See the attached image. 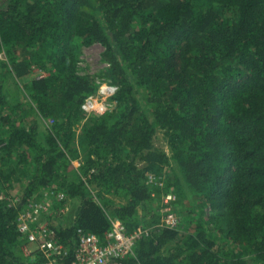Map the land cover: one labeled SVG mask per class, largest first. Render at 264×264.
<instances>
[{"label":"trees","instance_id":"obj_1","mask_svg":"<svg viewBox=\"0 0 264 264\" xmlns=\"http://www.w3.org/2000/svg\"><path fill=\"white\" fill-rule=\"evenodd\" d=\"M96 43L108 66L82 74ZM2 52L0 75L24 86L10 96L0 77V264H44L39 250L25 254L18 216L47 193L56 210L78 202L72 225L56 229L70 249L62 264L78 228L103 238L110 217L129 231L154 223L148 205L171 165L175 203L198 201L121 263L264 264V0H0ZM97 77L120 86L116 106L86 118Z\"/></svg>","mask_w":264,"mask_h":264},{"label":"built area","instance_id":"obj_2","mask_svg":"<svg viewBox=\"0 0 264 264\" xmlns=\"http://www.w3.org/2000/svg\"><path fill=\"white\" fill-rule=\"evenodd\" d=\"M106 65L108 64L106 63ZM98 83L99 88L96 93L88 95L81 105L86 118L105 114L116 106L114 97L120 90V86L108 80L98 81ZM154 180V176L150 175V181ZM50 194L55 195L53 192ZM55 196L61 199L64 194L58 193ZM162 198L163 207L160 211V219L151 228L139 226L136 230L129 231L122 220L112 217H110L111 227L103 238L78 228L76 245L69 264H122L121 260L134 255L138 241L144 235H149L152 228L157 230L160 228H178L181 217L174 210V204L177 200L176 194L168 192ZM12 203L14 204L15 200ZM53 208V201L49 199L47 193L45 200L27 204L18 216L20 230L27 237L24 246L25 254L33 253L32 246H35V250H39L44 256V264H62V259L70 256V249L57 239L55 228L50 227L45 222L35 225L42 214L49 213Z\"/></svg>","mask_w":264,"mask_h":264},{"label":"rangeland","instance_id":"obj_3","mask_svg":"<svg viewBox=\"0 0 264 264\" xmlns=\"http://www.w3.org/2000/svg\"><path fill=\"white\" fill-rule=\"evenodd\" d=\"M104 50V47L99 44H93L91 46L88 47H84L83 48V53L81 56V62L79 63V70L82 74H91V75H98L99 71L103 68H106L108 65H106L105 62L102 61V52ZM0 60L1 61H8V57L6 56V54H4V52L0 53ZM43 72H39L38 70H35L33 74H31V76H29L30 78H35V77H39L41 75H43ZM1 79L3 80V85L5 90L7 91V93L12 96V95H16L17 98L22 99V94L21 91H23V86H24V82L20 79H16L13 73H5L4 75H0ZM28 80V79H27ZM24 80V81H27ZM98 81H103L105 79H102L100 77H97ZM37 118V117H35ZM39 124V131H40V139H42L44 136L43 134L46 133L47 127L49 126L50 122L46 121L44 119H40L38 121ZM80 126L78 127L77 130H79ZM155 143L158 146H162L163 148H165L167 150L168 153H170L168 144H167V140L163 134V132H159L158 136L155 140ZM83 161V157L77 158L73 160V163L78 167L82 164ZM175 178H182L179 170L177 167H174L171 165V167L166 168L163 171V174L161 175L159 179V186L161 188H163L162 190V195L160 197L157 196V192H154V198L151 200V202L149 203V207H148V212H147V216H148V222L154 221V223H152L153 225L156 224L157 222H155V218L159 216L161 208L162 206V202H163V198L162 196L168 192H173L174 194L177 195L176 191H175V186L174 185H170V181L172 182ZM20 190H21V186L20 185H16V187H14L11 192H10V196H19L20 194ZM166 193H163L164 191H166ZM95 194H97V190H95ZM110 197H114L115 202L119 203V202H123L125 201V199L123 197L120 196H111ZM66 198V197H64ZM178 200V199H177ZM179 201H181L180 203H175L174 210L179 211V213L181 215H184L183 212H181V210H188L189 205L194 202V201H198L197 197L194 196L193 194H191V192H189L187 197L181 198V200L179 199ZM78 202L76 200H72L69 199L67 200L66 203H64L63 208L56 210L55 208H53L52 210L49 211V213L43 214V216L41 217V221L46 222V223H50L51 225L54 226H62V227H69L72 225L73 221L72 218L75 215L76 212V208H77ZM211 209L207 208V214L211 213ZM139 215H142V210H139ZM160 217V216H159ZM151 223H149V225H147V227L151 228L153 225ZM152 225V226H151ZM208 226V224H206ZM210 225V224H209ZM33 245V244H32ZM32 249L35 250V246H32Z\"/></svg>","mask_w":264,"mask_h":264},{"label":"crops","instance_id":"obj_4","mask_svg":"<svg viewBox=\"0 0 264 264\" xmlns=\"http://www.w3.org/2000/svg\"><path fill=\"white\" fill-rule=\"evenodd\" d=\"M41 219V218H40ZM74 220V216H73V218H72V221ZM41 222H43V221H41ZM46 223V222H45ZM49 225H50V223H48ZM54 227H56L55 229H58L59 228V226H54ZM60 227H62V226H60Z\"/></svg>","mask_w":264,"mask_h":264}]
</instances>
